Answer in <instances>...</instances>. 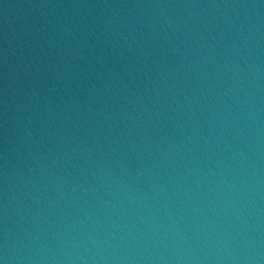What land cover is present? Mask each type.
Listing matches in <instances>:
<instances>
[{
    "label": "water",
    "instance_id": "95a60500",
    "mask_svg": "<svg viewBox=\"0 0 264 264\" xmlns=\"http://www.w3.org/2000/svg\"><path fill=\"white\" fill-rule=\"evenodd\" d=\"M0 264H264V0H0Z\"/></svg>",
    "mask_w": 264,
    "mask_h": 264
}]
</instances>
